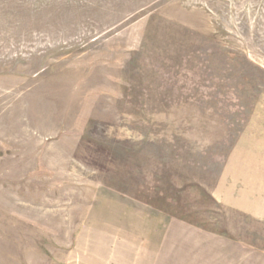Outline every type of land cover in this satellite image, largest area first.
<instances>
[{"label":"rangeland","instance_id":"1","mask_svg":"<svg viewBox=\"0 0 264 264\" xmlns=\"http://www.w3.org/2000/svg\"><path fill=\"white\" fill-rule=\"evenodd\" d=\"M252 162L264 0H0V264L82 258L124 203L264 249L215 197Z\"/></svg>","mask_w":264,"mask_h":264},{"label":"crops","instance_id":"2","mask_svg":"<svg viewBox=\"0 0 264 264\" xmlns=\"http://www.w3.org/2000/svg\"><path fill=\"white\" fill-rule=\"evenodd\" d=\"M240 165H244L238 170L241 175L235 173L230 182L234 189L215 197L246 218L264 224V170L260 169L264 162ZM255 176L259 180H254ZM129 207L132 210L128 211ZM153 211L151 219L161 217L164 223L161 233L153 229L156 222L153 230L151 226L147 230L143 211L124 203L112 213L114 220L98 231L101 234L96 242L87 244L84 256L66 264H264V249L253 243Z\"/></svg>","mask_w":264,"mask_h":264}]
</instances>
